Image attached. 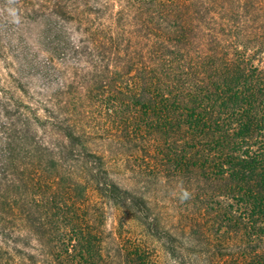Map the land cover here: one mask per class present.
<instances>
[{"label":"trees","instance_id":"1","mask_svg":"<svg viewBox=\"0 0 264 264\" xmlns=\"http://www.w3.org/2000/svg\"><path fill=\"white\" fill-rule=\"evenodd\" d=\"M160 250L264 264V0H0V264Z\"/></svg>","mask_w":264,"mask_h":264},{"label":"rangeland","instance_id":"2","mask_svg":"<svg viewBox=\"0 0 264 264\" xmlns=\"http://www.w3.org/2000/svg\"><path fill=\"white\" fill-rule=\"evenodd\" d=\"M61 67V66H60ZM31 83H32V81H30ZM32 84H34V83H32ZM32 86V85H31ZM102 131H99V133L100 134H103V136H104V139H97L98 141V144H99V146H103L105 149H109V144L107 143L110 139L108 138V136L107 135H104L105 133H101ZM97 138H99V137H97ZM111 141H109V143H110ZM109 145V146H108ZM112 148H113V150L115 151L114 153L115 154H118L117 156H118V158H116V157H114L115 156V154H114V156L113 157H111V159H109V161H114V163L116 162V163H118L119 165H115L116 166V169H115V171H117V170H119L120 169V174L118 175H116L118 178H120L121 180H122V178L123 179H127L128 177H131L132 176V174L131 173H129V172H126V170L124 169L125 167H130V166H136V165H141L142 164V162H139V163H136L135 161H134V159H130V157H128L129 156V154H131V153H129V152H126L125 154L123 153L124 151H122L120 148H118V145H117V143L115 142L114 144H112ZM116 150H118V151H116ZM121 151H122V153L124 154V155H122V156H120L119 155V152L121 153ZM118 152V153H117ZM112 156V155H111ZM117 159H118V161H117ZM120 160V161H119ZM122 162V166L124 167V168H122V166L120 165V163ZM121 167V168H120ZM114 171V172H115ZM94 199H96V198H94ZM105 211H106V215H107V227H108V229L109 230H114L115 228H117L118 227V225L120 224V221H124V220H127L129 223H132L131 222V219L129 218V217H127V216H125V214L124 213H122V211L121 210H118L117 208H115L112 204H110V203H105ZM160 256H161V260H162V262L165 264L166 262H167V257L165 256V254L163 253V251H161L160 250Z\"/></svg>","mask_w":264,"mask_h":264}]
</instances>
